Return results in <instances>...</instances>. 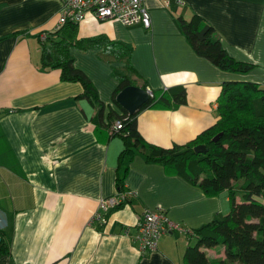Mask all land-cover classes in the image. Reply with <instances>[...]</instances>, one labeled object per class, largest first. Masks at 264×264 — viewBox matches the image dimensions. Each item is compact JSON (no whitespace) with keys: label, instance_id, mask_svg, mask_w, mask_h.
Here are the masks:
<instances>
[{"label":"crops","instance_id":"obj_1","mask_svg":"<svg viewBox=\"0 0 264 264\" xmlns=\"http://www.w3.org/2000/svg\"><path fill=\"white\" fill-rule=\"evenodd\" d=\"M183 1L165 7L160 0H145L149 28L91 15L78 23L79 38L103 36L131 49L127 58L108 52L107 45L69 47L74 66L104 105L99 126L92 119L96 108L75 98L82 93L80 83L62 81L58 69L39 63L34 35L54 30L61 2L0 0V243L8 248L0 264H184V249L195 242L187 237L191 230L220 218L219 196H205L136 152L124 180L133 203L102 215L104 222L92 219L99 198L117 192L123 146L109 130L114 118L108 114H121L112 102L118 84L113 68L130 64L135 86L145 85L151 95L185 87V104L145 108L136 116L140 135L164 148L183 144L216 122L214 103L223 82H257L264 88V0ZM193 12L213 27L230 56L254 68L245 74L223 71L196 55L177 23L178 16ZM148 208L164 209L183 230L165 232L156 250L141 254L133 236ZM205 251L209 259L224 256L222 245Z\"/></svg>","mask_w":264,"mask_h":264},{"label":"trees","instance_id":"obj_2","mask_svg":"<svg viewBox=\"0 0 264 264\" xmlns=\"http://www.w3.org/2000/svg\"><path fill=\"white\" fill-rule=\"evenodd\" d=\"M177 23L194 53L220 70L245 74L254 68L253 64L230 56L213 27L198 14L193 12L189 18L178 16ZM77 29L78 24L67 22L58 30L45 32V39H41L40 34L34 35L39 43V63L43 69H58L62 81L80 83L83 90L75 98H85L96 108L92 119L100 126L104 105L89 78L74 66L69 47L84 50L90 45H107L108 52L127 58L131 49L103 36L79 38ZM134 72L130 64L125 65V69H112L118 83L112 102L120 108L121 114H108L110 119L122 122V127L111 134L118 135L123 146L117 157L115 178L116 191L124 196L123 203L134 201V196L124 187V180L127 163L140 152L146 162L162 165L166 173L198 186L207 197L227 193L228 212L191 230L187 236L195 242L184 249V264H264V88L257 82H223L216 98V122L185 143L164 148L147 142L140 135L136 116L145 108L176 109L186 103V89L183 85H174L152 91L149 100L137 112L129 114L116 102V95L124 87L135 85L131 78ZM255 99L261 100L260 115L254 112ZM218 133L222 134L213 141ZM197 145L204 146L205 152L196 153ZM1 245L0 254L7 253V246ZM217 245L224 247V256L209 259L205 249Z\"/></svg>","mask_w":264,"mask_h":264},{"label":"built area","instance_id":"obj_3","mask_svg":"<svg viewBox=\"0 0 264 264\" xmlns=\"http://www.w3.org/2000/svg\"><path fill=\"white\" fill-rule=\"evenodd\" d=\"M145 0H60L61 11L53 31L60 29L67 22L78 24L88 15L94 19L117 20L125 26L141 24L144 28L150 27V15L145 6ZM165 7L170 4L183 5V0H160ZM46 33H40V38L45 39ZM216 107V103H214ZM122 127L120 119H114L109 127L110 132ZM124 196L116 192L112 196L101 197L97 203V210L92 219L105 221L102 215L113 210ZM178 229V225L169 221L160 208L146 209L142 212L136 223V233L133 240L136 249L141 254H147L157 249L159 238L167 231Z\"/></svg>","mask_w":264,"mask_h":264},{"label":"water","instance_id":"obj_4","mask_svg":"<svg viewBox=\"0 0 264 264\" xmlns=\"http://www.w3.org/2000/svg\"><path fill=\"white\" fill-rule=\"evenodd\" d=\"M149 100V93L140 86L128 85L117 95L116 102L129 114L137 112ZM222 133L216 134L212 140L216 141ZM196 153H204L202 145L194 147Z\"/></svg>","mask_w":264,"mask_h":264},{"label":"rangeland","instance_id":"obj_5","mask_svg":"<svg viewBox=\"0 0 264 264\" xmlns=\"http://www.w3.org/2000/svg\"><path fill=\"white\" fill-rule=\"evenodd\" d=\"M254 112L256 115L262 114V105H261L260 99L254 100ZM218 196L221 201V208H222L219 217H222L226 212H228L230 206H229V201L226 198L227 197L226 192H222ZM193 244H194V241L191 240V245ZM210 256H213V255H210Z\"/></svg>","mask_w":264,"mask_h":264},{"label":"bare ground","instance_id":"obj_6","mask_svg":"<svg viewBox=\"0 0 264 264\" xmlns=\"http://www.w3.org/2000/svg\"><path fill=\"white\" fill-rule=\"evenodd\" d=\"M60 1V0H59ZM170 5H175V4H170ZM169 5V6H170ZM135 86V85H134ZM142 88V87H141ZM144 89V88H143ZM148 93H149V98L152 96L151 95V93H150V91L149 90H147V89H145ZM118 131V130H117ZM112 195H114V194H112ZM112 195H109V196H112ZM108 197V196H107ZM121 203H123V201H121L114 209H116ZM113 209V210H114ZM148 209H152V208H148ZM160 209H162V208H160ZM146 210V209H145ZM112 211V210H111ZM144 211V210H143ZM162 211L165 213V215L167 216V214H166V212H165V210L164 209H162ZM142 214V213H141ZM168 217V216H167ZM169 219V218H168ZM138 221V220H137ZM137 221H136V223H137ZM169 221H171L170 219H169ZM171 222H173V221H171ZM173 223H176L177 225H178V229H175L176 231H182L183 230V228L177 223V222H173ZM135 227H136V224H135ZM174 231V230H173ZM160 239V238H159ZM159 241V240H158Z\"/></svg>","mask_w":264,"mask_h":264}]
</instances>
